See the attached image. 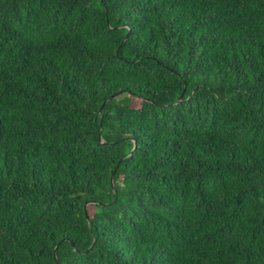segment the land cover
Here are the masks:
<instances>
[{
    "label": "trees",
    "instance_id": "16d2710c",
    "mask_svg": "<svg viewBox=\"0 0 264 264\" xmlns=\"http://www.w3.org/2000/svg\"><path fill=\"white\" fill-rule=\"evenodd\" d=\"M0 264H264V0H0Z\"/></svg>",
    "mask_w": 264,
    "mask_h": 264
},
{
    "label": "water",
    "instance_id": "95a60500",
    "mask_svg": "<svg viewBox=\"0 0 264 264\" xmlns=\"http://www.w3.org/2000/svg\"><path fill=\"white\" fill-rule=\"evenodd\" d=\"M109 97H110V96H109ZM105 101H106V100H104V102H105ZM104 102H102L101 106L103 105ZM101 106H100V107H101ZM110 180L112 181V174H111V176H110Z\"/></svg>",
    "mask_w": 264,
    "mask_h": 264
}]
</instances>
